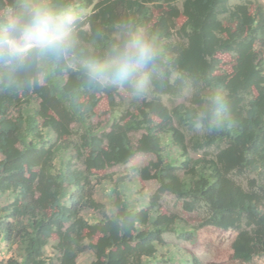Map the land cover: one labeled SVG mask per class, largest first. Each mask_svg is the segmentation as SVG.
I'll return each instance as SVG.
<instances>
[{"label":"trees","instance_id":"16d2710c","mask_svg":"<svg viewBox=\"0 0 264 264\" xmlns=\"http://www.w3.org/2000/svg\"><path fill=\"white\" fill-rule=\"evenodd\" d=\"M77 1L92 11L72 23L69 57L23 65L0 59V194L14 193L0 208V236L20 253L3 264H80L86 252L93 254L91 264L156 260L164 234L178 221L161 209L165 193L190 198L189 210L197 200L207 203L202 225L237 229L233 259L249 263L264 255V3ZM34 2L0 0V36ZM40 2L61 13L75 0ZM129 31H146L156 40L158 55L144 69L154 95L113 120L118 85L134 89L127 83L91 85L84 65L106 63ZM187 84L194 88L188 104H165L163 94L177 96ZM34 98L38 106L25 113ZM73 124L84 128L79 141L72 139ZM172 147L184 157L182 173L166 156ZM208 147L217 148L212 157L189 154ZM68 149L83 167L69 159L57 169L55 160ZM140 155L148 159L132 169L159 185L149 205L134 210L119 189L125 178L106 170ZM246 172L255 174L247 188L234 178ZM103 183L113 186L111 212L95 198ZM86 210L99 219L89 221ZM50 242L56 259L46 254ZM193 264H199L195 256Z\"/></svg>","mask_w":264,"mask_h":264},{"label":"rangeland","instance_id":"374dc122","mask_svg":"<svg viewBox=\"0 0 264 264\" xmlns=\"http://www.w3.org/2000/svg\"><path fill=\"white\" fill-rule=\"evenodd\" d=\"M95 0L94 2H97ZM231 3H237L245 0H230ZM264 3V0H260ZM181 4V2H180ZM92 11V6L84 8L75 0L74 5L64 9L61 14L70 18L73 23L76 20L83 19ZM6 15H10V9L4 11ZM219 57L224 62H228L231 58L230 54L220 53ZM149 79V84L142 94H137L134 90L118 85L116 95V107L114 109L112 119H119L120 116L127 110L133 109V103L142 99H149L154 95V86L150 75L145 71ZM176 73L173 74L175 76ZM194 93V88L187 84L183 91L177 96L163 94L161 97L169 107L179 103H189V100ZM39 100L34 98L31 105L24 107L25 113H31L38 106ZM106 103L101 104V108L105 107ZM13 114H16L13 111ZM74 133L73 141H79L80 135L84 132V128L79 124H73ZM196 132L202 133L203 127L197 124ZM142 131L137 132L134 138H138ZM190 132L188 133V136ZM217 152L216 147H208L201 150L189 149V154L192 158L202 156L212 157ZM166 156L169 161L176 165L179 172L182 173L181 163L184 157L181 156L179 149L169 148ZM69 159L73 160L78 167H83L81 160L78 158L73 149H68L55 160L57 169H62V164ZM144 156H137L133 161L126 164H115L109 167L106 172H112L115 177H124L125 180L119 183L121 193L126 197L132 209L137 210L149 205L150 196L156 191L158 181L150 179L143 181L140 179L137 172L132 169V165H141L145 162ZM255 174L246 172L243 174H235L234 178L247 188L248 181L254 178ZM71 189H69L70 191ZM113 186L108 183H103L96 186L95 198L106 204L108 212L112 211V196ZM14 197V193L6 192L0 194V208L8 204ZM185 200L191 201L190 198L182 199L173 193H165L161 199V209L164 212L176 214L178 216L177 224L174 231H169L164 234L166 241L165 245L158 246L157 259L145 260L144 264H193V257L199 260V264H264V255H259L253 258L249 263H241L231 257L233 252L232 242L237 234V229L223 230L211 225H202L203 218L208 213V205L202 200L195 201V208L189 210L185 207ZM64 203L69 202V195L63 198ZM84 216L91 222L99 219L98 213H93L89 210L84 211ZM155 214L153 213V217ZM53 242H50L46 247L48 257L56 259L58 253L53 247ZM9 256L20 258V253L16 245L9 246L0 236V264H3ZM93 254L91 252L84 253L80 259V264H91Z\"/></svg>","mask_w":264,"mask_h":264},{"label":"clouds","instance_id":"9594fccd","mask_svg":"<svg viewBox=\"0 0 264 264\" xmlns=\"http://www.w3.org/2000/svg\"><path fill=\"white\" fill-rule=\"evenodd\" d=\"M72 23L66 15L35 0L23 14L8 22L6 35L0 36V59L23 65L44 64L51 59L69 57L75 47ZM157 55L153 36L146 31H129L106 63L90 60L84 65V70L91 85L104 87L127 83L137 94H142L149 84L144 69Z\"/></svg>","mask_w":264,"mask_h":264}]
</instances>
